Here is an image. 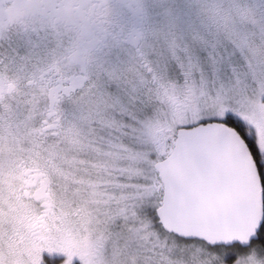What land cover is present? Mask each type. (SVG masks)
Here are the masks:
<instances>
[{
  "label": "snow or ice",
  "instance_id": "obj_1",
  "mask_svg": "<svg viewBox=\"0 0 264 264\" xmlns=\"http://www.w3.org/2000/svg\"><path fill=\"white\" fill-rule=\"evenodd\" d=\"M0 264H264V0H0Z\"/></svg>",
  "mask_w": 264,
  "mask_h": 264
}]
</instances>
